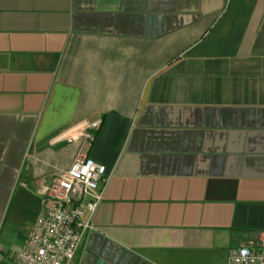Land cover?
<instances>
[{
    "label": "crops",
    "instance_id": "crops-1",
    "mask_svg": "<svg viewBox=\"0 0 264 264\" xmlns=\"http://www.w3.org/2000/svg\"><path fill=\"white\" fill-rule=\"evenodd\" d=\"M101 122L92 145L60 138ZM87 156L70 264H229L264 236V0H0V264Z\"/></svg>",
    "mask_w": 264,
    "mask_h": 264
},
{
    "label": "built area",
    "instance_id": "built-area-1",
    "mask_svg": "<svg viewBox=\"0 0 264 264\" xmlns=\"http://www.w3.org/2000/svg\"><path fill=\"white\" fill-rule=\"evenodd\" d=\"M101 122H84L60 138L94 141ZM106 169L87 156L75 159L59 178L43 184L38 194L45 209L14 264H70L85 235L94 231L93 219L104 199ZM229 264H264V236L258 243L231 250Z\"/></svg>",
    "mask_w": 264,
    "mask_h": 264
},
{
    "label": "trees",
    "instance_id": "trees-1",
    "mask_svg": "<svg viewBox=\"0 0 264 264\" xmlns=\"http://www.w3.org/2000/svg\"><path fill=\"white\" fill-rule=\"evenodd\" d=\"M99 131H100V128L94 133V138H96L97 137V135H98V133H99ZM92 143L93 142H91V143H89L90 144V146L92 145Z\"/></svg>",
    "mask_w": 264,
    "mask_h": 264
}]
</instances>
